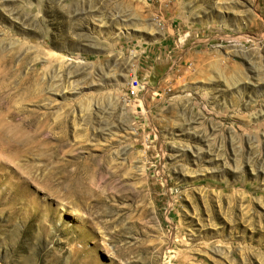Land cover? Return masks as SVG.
<instances>
[{
	"label": "rangeland",
	"instance_id": "374dc122",
	"mask_svg": "<svg viewBox=\"0 0 264 264\" xmlns=\"http://www.w3.org/2000/svg\"><path fill=\"white\" fill-rule=\"evenodd\" d=\"M0 264H264V0H0Z\"/></svg>",
	"mask_w": 264,
	"mask_h": 264
},
{
	"label": "built area",
	"instance_id": "2783aa9c",
	"mask_svg": "<svg viewBox=\"0 0 264 264\" xmlns=\"http://www.w3.org/2000/svg\"><path fill=\"white\" fill-rule=\"evenodd\" d=\"M141 88L142 87H141V84L139 83L138 79L134 77L131 79V82L129 84L128 93L131 96H136L141 91Z\"/></svg>",
	"mask_w": 264,
	"mask_h": 264
}]
</instances>
